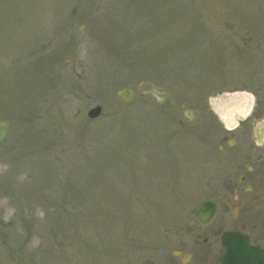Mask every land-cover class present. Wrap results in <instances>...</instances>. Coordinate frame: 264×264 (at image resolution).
I'll return each instance as SVG.
<instances>
[{"label":"rangeland","instance_id":"rangeland-1","mask_svg":"<svg viewBox=\"0 0 264 264\" xmlns=\"http://www.w3.org/2000/svg\"><path fill=\"white\" fill-rule=\"evenodd\" d=\"M249 61L264 65V0H0V264H149L159 199L204 198L213 168L197 119L175 109L182 132L171 95L136 88L172 82L190 105L259 83L236 77Z\"/></svg>","mask_w":264,"mask_h":264},{"label":"flooded vegetation","instance_id":"flooded-vegetation-1","mask_svg":"<svg viewBox=\"0 0 264 264\" xmlns=\"http://www.w3.org/2000/svg\"><path fill=\"white\" fill-rule=\"evenodd\" d=\"M250 49H242L246 58ZM249 62L236 77L262 78L250 89L201 92L192 95L194 103L189 105L172 96L174 83L168 85L166 91L174 100L169 116L178 126L175 109L184 106L187 120L197 119L194 126L199 131L189 133L202 143L213 169L204 198H172L169 190L159 199L164 229L149 264H264V65ZM240 94L251 97L247 112L226 122L216 101ZM187 108L192 119L184 114ZM189 126L180 120L178 127L187 133Z\"/></svg>","mask_w":264,"mask_h":264},{"label":"bare ground","instance_id":"bare-ground-1","mask_svg":"<svg viewBox=\"0 0 264 264\" xmlns=\"http://www.w3.org/2000/svg\"><path fill=\"white\" fill-rule=\"evenodd\" d=\"M141 92H146V91H141ZM223 99L224 98L221 97L220 100H217L215 107L219 110L220 113H222V116L226 120V122H230L231 119L235 118V115H242L247 112L248 104L250 102L251 97L248 94H240L234 96L233 98H225L224 100ZM86 172L89 173V168L87 169ZM160 189H161L160 186L156 185L151 197L154 196L156 190L158 191L157 194H160L161 193ZM115 217L119 218L118 216Z\"/></svg>","mask_w":264,"mask_h":264},{"label":"water","instance_id":"water-1","mask_svg":"<svg viewBox=\"0 0 264 264\" xmlns=\"http://www.w3.org/2000/svg\"><path fill=\"white\" fill-rule=\"evenodd\" d=\"M141 88L143 91L152 92V93L160 96L162 98V100H164L165 97L167 96L166 94L159 93L151 84H148V85L142 84ZM118 96H119V98H121L124 101H129V100H131V98L133 96V92L131 90H127V89L120 90L118 92ZM101 111H102V106L98 105L97 107L92 108L89 111L88 115L90 117H97L98 118V116L101 114ZM7 129H8V123L7 122H5V123L0 122V139H2L4 137V135L7 132Z\"/></svg>","mask_w":264,"mask_h":264}]
</instances>
